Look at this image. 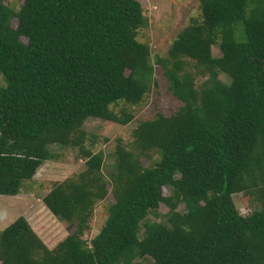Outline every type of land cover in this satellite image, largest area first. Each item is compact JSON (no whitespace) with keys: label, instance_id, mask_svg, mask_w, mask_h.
<instances>
[{"label":"trees","instance_id":"obj_1","mask_svg":"<svg viewBox=\"0 0 264 264\" xmlns=\"http://www.w3.org/2000/svg\"><path fill=\"white\" fill-rule=\"evenodd\" d=\"M197 1L200 20L167 57L154 56L182 105L138 122L133 142L117 145L107 173L114 202L87 240L109 192L103 154L83 148L81 128L133 120L112 108L139 106L151 90L150 50L137 39L147 20L137 0H22L16 11L0 0V196L19 195L53 159L51 146H79L85 159L43 198L73 232L49 249L19 217L0 231V264H264V0ZM195 77L206 79L196 86ZM240 193L260 198L259 210L241 215ZM161 203L165 220H150Z\"/></svg>","mask_w":264,"mask_h":264},{"label":"rangeland","instance_id":"obj_2","mask_svg":"<svg viewBox=\"0 0 264 264\" xmlns=\"http://www.w3.org/2000/svg\"><path fill=\"white\" fill-rule=\"evenodd\" d=\"M142 7L143 15L147 25L138 30L137 39L147 44L154 65L153 84L150 92L139 106L126 107L122 103L116 105L114 113L120 116L122 110L133 114V120L127 125L108 122L99 119H88L84 122L81 130L85 132L82 146L92 154L101 152L103 154V174L106 178V188L109 192L105 201L98 203L94 209L89 222V229L85 232L83 239L90 240L102 228L107 216L108 206L114 202L111 190L112 185L107 173L113 171L115 150L119 143L129 145L133 142L132 130L138 122L153 120L158 114L164 117L174 115L181 103L168 90V84L164 77L163 69L154 63V56L167 57V52L177 35L193 20H200V11L197 0H137ZM3 3L16 11L22 4V0H3ZM16 21L12 20V26ZM22 42H26L22 38ZM213 57H218L220 51L217 45L211 48ZM186 62L185 71L195 75V62L189 59ZM196 86L201 85L206 77H195ZM225 77H221L224 82ZM53 159L44 162L37 170L32 181L27 183L21 193L17 196H0V231L9 226L19 217L25 218L35 234L49 248H54L59 242L73 232L68 230L66 223L58 221L43 204L44 196L50 191L54 184L60 183L68 178L77 176L85 169V159L80 156L79 146L54 145L49 148ZM157 160V155L152 154L151 159L142 158L141 166L150 167ZM264 191V190H263ZM163 194L172 196L170 188H163ZM253 200L247 193L233 196V201L239 213L243 216L259 210L261 199ZM169 208L161 203L156 209L157 217L151 216L150 220H165ZM177 211H185L184 205L180 203ZM153 213V214H155ZM150 259H142V264H149Z\"/></svg>","mask_w":264,"mask_h":264}]
</instances>
